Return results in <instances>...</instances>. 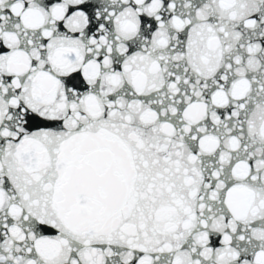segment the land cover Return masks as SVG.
<instances>
[{
  "label": "snow or ice",
  "instance_id": "snow-or-ice-1",
  "mask_svg": "<svg viewBox=\"0 0 264 264\" xmlns=\"http://www.w3.org/2000/svg\"><path fill=\"white\" fill-rule=\"evenodd\" d=\"M0 264H264V0H0Z\"/></svg>",
  "mask_w": 264,
  "mask_h": 264
}]
</instances>
